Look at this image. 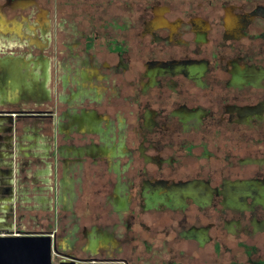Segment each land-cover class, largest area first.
<instances>
[{
  "label": "flooded vegetation",
  "instance_id": "af4514ba",
  "mask_svg": "<svg viewBox=\"0 0 264 264\" xmlns=\"http://www.w3.org/2000/svg\"><path fill=\"white\" fill-rule=\"evenodd\" d=\"M122 4L136 15L119 17ZM65 5L75 28L85 23L78 35L71 26L78 45L97 49L99 40L107 61L66 56L64 110L74 101L85 107L92 85H99L109 91L102 111L129 118L125 148L100 146L96 161L102 168L89 237L93 249L103 246L91 256L59 249L49 206L45 226L20 224L24 216L37 215L26 213L32 207L20 203L19 187L55 174L53 90L0 109V234L50 236L53 261L67 256L83 264H264V0ZM69 35L67 49L75 43ZM26 134L27 144L44 148L46 160L16 158ZM115 155L125 157L123 179L103 168ZM38 162L44 165L38 168ZM121 188L127 205L122 216L110 206L119 203ZM113 234L118 248L103 251Z\"/></svg>",
  "mask_w": 264,
  "mask_h": 264
},
{
  "label": "crops",
  "instance_id": "0c3cea01",
  "mask_svg": "<svg viewBox=\"0 0 264 264\" xmlns=\"http://www.w3.org/2000/svg\"><path fill=\"white\" fill-rule=\"evenodd\" d=\"M124 6L122 4L120 9ZM117 13L123 19L136 15L135 11L131 13L128 9L118 10ZM71 26L74 27V20L67 15L65 0H0V109L26 102L30 94L36 91L48 95L55 91L57 111L53 116V136L57 147L55 164L52 163L55 174L53 177L35 176L34 185L27 188L19 185L20 203L23 207H32V212L26 213L37 215L36 219L24 216L20 224L25 229L45 226L47 221L43 215L45 207L49 206L53 213L49 222L58 231V248L91 256L98 254L103 246L99 243L93 249L89 237L96 223L93 190L96 174L102 168L96 162L100 146L124 149L129 118L102 111L103 107L99 104H105L109 91L99 85H92L95 92L89 93L85 107L71 100L73 104L64 110V98L68 92L65 88L69 86L63 74L66 56L70 54L72 60L80 57L91 64L107 61L100 52L99 40L97 49H85L83 45H78L81 40L71 32ZM84 26L85 23H82V27L73 29L78 35ZM69 33H72L69 38H73L75 43L67 49L64 46ZM49 74H52V84L47 81ZM106 129L110 132L105 137L103 132ZM27 136L22 140L16 158L46 160L42 154L44 148L27 144ZM43 165L38 162L37 167ZM103 165L107 175L118 174L120 179L127 172L122 155L109 158ZM30 179L27 177V180ZM124 196L125 189L121 188L117 194L119 203L110 204L113 213L124 214L127 207ZM116 229L120 231L121 227L117 226ZM110 241L104 244L103 251L115 252L118 248L116 235L113 234Z\"/></svg>",
  "mask_w": 264,
  "mask_h": 264
},
{
  "label": "water",
  "instance_id": "95a60500",
  "mask_svg": "<svg viewBox=\"0 0 264 264\" xmlns=\"http://www.w3.org/2000/svg\"><path fill=\"white\" fill-rule=\"evenodd\" d=\"M9 117L14 120V116ZM51 242L48 235L0 234V264H83L67 256L53 261Z\"/></svg>",
  "mask_w": 264,
  "mask_h": 264
}]
</instances>
